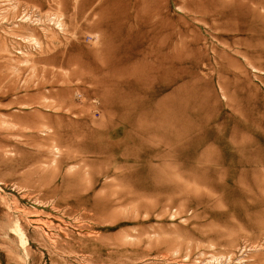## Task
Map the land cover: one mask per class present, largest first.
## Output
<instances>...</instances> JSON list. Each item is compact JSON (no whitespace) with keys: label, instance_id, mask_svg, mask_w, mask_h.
Segmentation results:
<instances>
[{"label":"rangeland","instance_id":"rangeland-1","mask_svg":"<svg viewBox=\"0 0 264 264\" xmlns=\"http://www.w3.org/2000/svg\"><path fill=\"white\" fill-rule=\"evenodd\" d=\"M0 264H264V0H0Z\"/></svg>","mask_w":264,"mask_h":264}]
</instances>
